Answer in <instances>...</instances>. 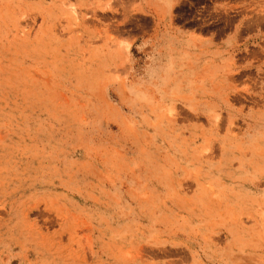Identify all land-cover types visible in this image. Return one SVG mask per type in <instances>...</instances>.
Returning a JSON list of instances; mask_svg holds the SVG:
<instances>
[{"label":"rangeland","instance_id":"rangeland-1","mask_svg":"<svg viewBox=\"0 0 264 264\" xmlns=\"http://www.w3.org/2000/svg\"><path fill=\"white\" fill-rule=\"evenodd\" d=\"M259 242L264 0H0V264Z\"/></svg>","mask_w":264,"mask_h":264},{"label":"crops","instance_id":"crops-1","mask_svg":"<svg viewBox=\"0 0 264 264\" xmlns=\"http://www.w3.org/2000/svg\"><path fill=\"white\" fill-rule=\"evenodd\" d=\"M239 255H229L225 261L215 262L213 264H241L238 260ZM242 258H249L252 262H264V242L253 243L249 251V256H240ZM211 264V263H209Z\"/></svg>","mask_w":264,"mask_h":264}]
</instances>
